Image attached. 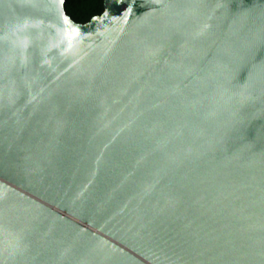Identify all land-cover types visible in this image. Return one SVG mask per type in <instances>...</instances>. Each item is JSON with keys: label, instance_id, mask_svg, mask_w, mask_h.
<instances>
[{"label": "water", "instance_id": "water-1", "mask_svg": "<svg viewBox=\"0 0 264 264\" xmlns=\"http://www.w3.org/2000/svg\"><path fill=\"white\" fill-rule=\"evenodd\" d=\"M0 0V264H264V0Z\"/></svg>", "mask_w": 264, "mask_h": 264}, {"label": "trees", "instance_id": "trees-1", "mask_svg": "<svg viewBox=\"0 0 264 264\" xmlns=\"http://www.w3.org/2000/svg\"><path fill=\"white\" fill-rule=\"evenodd\" d=\"M104 3L105 0H67L66 11L75 22L85 24L104 12Z\"/></svg>", "mask_w": 264, "mask_h": 264}]
</instances>
